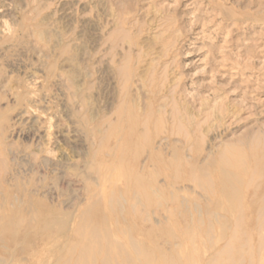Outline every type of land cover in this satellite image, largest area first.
Returning <instances> with one entry per match:
<instances>
[{"label": "rangeland", "instance_id": "374dc122", "mask_svg": "<svg viewBox=\"0 0 264 264\" xmlns=\"http://www.w3.org/2000/svg\"><path fill=\"white\" fill-rule=\"evenodd\" d=\"M151 114L195 213L222 164L264 193V0H0V205L37 182L73 197L62 170Z\"/></svg>", "mask_w": 264, "mask_h": 264}, {"label": "bare ground", "instance_id": "6f19581e", "mask_svg": "<svg viewBox=\"0 0 264 264\" xmlns=\"http://www.w3.org/2000/svg\"><path fill=\"white\" fill-rule=\"evenodd\" d=\"M145 119L114 123L104 146L80 160L83 171L62 170L73 197L61 180L37 182L0 205V264H264V193L248 198L244 174L222 164L221 195L195 213L172 188L183 182L172 168L183 166L164 148L167 129L155 147L156 118ZM49 241L52 258L42 252Z\"/></svg>", "mask_w": 264, "mask_h": 264}]
</instances>
